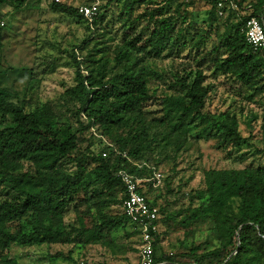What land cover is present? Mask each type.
Wrapping results in <instances>:
<instances>
[{
	"label": "trees",
	"instance_id": "obj_1",
	"mask_svg": "<svg viewBox=\"0 0 264 264\" xmlns=\"http://www.w3.org/2000/svg\"><path fill=\"white\" fill-rule=\"evenodd\" d=\"M221 1L107 0L91 22L78 7L50 4L51 11L85 23L90 38L99 31V38L107 34L106 13L112 4L119 7L118 22L139 31L124 34L112 57L103 55L108 49L100 47L103 42H94L90 49L89 39L83 42L85 57L71 56L74 85L62 94L65 112L48 102L26 110L23 101L0 88V252L12 245L106 244V237L126 224L138 236L123 210L126 196L118 173L124 171L143 179L139 191L158 209L152 264H264V165L203 171L204 187L191 191L188 207L175 214L149 199L153 187L145 181L160 172L163 154L167 158L169 152L175 160L191 141L214 140L233 160L237 157H231L232 151L248 145L235 112L215 115L205 110L213 90L205 83L206 71L236 83L246 98L259 97L264 111V53L254 50L245 37L249 18L264 25V0H236L239 10L224 9L219 17ZM200 2L209 8L199 24L189 9ZM24 3L0 0V6L14 11ZM141 6L145 8L136 14ZM162 52L180 62L173 77L163 82L166 91L158 95L149 84L161 77L143 63L145 55ZM152 102L154 111L147 109ZM260 127L264 136V115ZM194 128L200 132L191 137ZM90 199L91 227L65 225L67 210ZM208 219L215 247H191L181 255L187 262L163 252L157 255L165 234L162 225L172 220L188 228ZM0 264L20 263L6 254Z\"/></svg>",
	"mask_w": 264,
	"mask_h": 264
},
{
	"label": "rangeland",
	"instance_id": "obj_2",
	"mask_svg": "<svg viewBox=\"0 0 264 264\" xmlns=\"http://www.w3.org/2000/svg\"><path fill=\"white\" fill-rule=\"evenodd\" d=\"M53 1L79 7L90 1L97 2L100 6L107 0H25L23 8L18 11L7 5L0 6V88L9 90L15 101H23L26 110L48 102L57 110L65 112L61 97L68 87L74 85L71 56L74 53L80 59L85 57L87 50L80 49L83 42L89 39L86 46L88 49L92 48L96 41L103 42L100 47L108 48L103 55L112 57L113 49L122 42L124 34L131 36L139 31V28L129 31L127 26L123 27L117 20L119 7L112 4L106 13L107 34L99 38V31L90 38L92 34L87 30L85 23L51 11L50 4ZM157 1L163 3L165 0ZM144 8L145 6L137 8L136 14L141 13ZM208 8L200 2L189 11L200 24ZM179 62L178 58L166 57L165 52L159 55H145L143 65L161 77L150 79V89L156 90L158 95L166 91L163 82H168L173 77ZM205 75V83L213 86L205 110L215 115L227 110L235 112L240 135L247 139L248 145L232 151L231 157H237V160L227 159L226 153L216 148L214 140L204 139L191 141L188 150L182 152L175 160L169 152L166 154L167 158L163 154L158 164L163 176L161 186L152 188L148 197L164 207L167 214H175L188 207V194L204 187L203 171L264 165V136L260 127L264 111L260 98H246L245 92L239 89L236 83L223 76H214L209 71H206ZM147 109L154 111L156 105L152 102ZM251 114L257 115L256 120H252ZM197 132H200L199 128L192 129L190 136L194 137ZM89 135L85 133V136ZM82 147L85 148L86 144H82ZM70 167L73 171V167ZM93 207L90 199L78 209L69 208L64 219L65 225L90 228L94 215ZM115 209L119 211V208ZM160 232L165 234H161L157 255L163 252L179 262L189 261V258L181 255L188 253L191 247L200 246L203 250L216 245L210 219L194 222L188 228L171 220L167 225L160 227ZM104 241L106 244L94 243L85 246L12 245L7 251L0 252V256L7 254L20 264L138 263L140 241L129 224L113 231Z\"/></svg>",
	"mask_w": 264,
	"mask_h": 264
},
{
	"label": "built area",
	"instance_id": "obj_3",
	"mask_svg": "<svg viewBox=\"0 0 264 264\" xmlns=\"http://www.w3.org/2000/svg\"><path fill=\"white\" fill-rule=\"evenodd\" d=\"M217 9L218 16L223 17L225 15L224 9L239 10V6L236 0H224L217 3ZM78 13L88 22H91L98 13V3L92 2L88 5H81L78 7ZM245 37L247 43L254 50L264 53V25L260 19L251 17L245 22ZM118 177L124 186L126 196L123 201V210L130 223L137 228L139 233V261L137 264H152L153 235L158 232V209L150 205L139 191L143 179H137L124 171H120ZM162 178V174L156 172L145 181L150 182L153 188H158L161 186Z\"/></svg>",
	"mask_w": 264,
	"mask_h": 264
}]
</instances>
